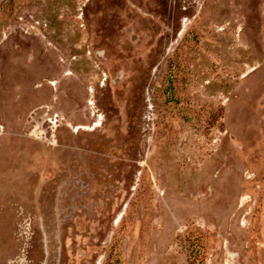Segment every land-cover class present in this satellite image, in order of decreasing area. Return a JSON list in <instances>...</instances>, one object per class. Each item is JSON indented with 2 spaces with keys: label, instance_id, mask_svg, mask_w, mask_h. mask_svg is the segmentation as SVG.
Returning a JSON list of instances; mask_svg holds the SVG:
<instances>
[{
  "label": "rangeland",
  "instance_id": "374dc122",
  "mask_svg": "<svg viewBox=\"0 0 264 264\" xmlns=\"http://www.w3.org/2000/svg\"><path fill=\"white\" fill-rule=\"evenodd\" d=\"M0 264H264V0H0Z\"/></svg>",
  "mask_w": 264,
  "mask_h": 264
}]
</instances>
